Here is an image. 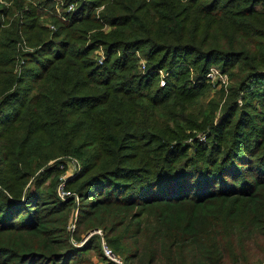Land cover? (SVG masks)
<instances>
[{"label": "trees", "instance_id": "16d2710c", "mask_svg": "<svg viewBox=\"0 0 264 264\" xmlns=\"http://www.w3.org/2000/svg\"><path fill=\"white\" fill-rule=\"evenodd\" d=\"M263 71L264 0H1L0 264H264Z\"/></svg>", "mask_w": 264, "mask_h": 264}, {"label": "built area", "instance_id": "2783aa9c", "mask_svg": "<svg viewBox=\"0 0 264 264\" xmlns=\"http://www.w3.org/2000/svg\"><path fill=\"white\" fill-rule=\"evenodd\" d=\"M74 5H75V3L70 2V3L67 4L66 9L67 10H73L74 9ZM48 26L51 29L54 28L52 24H48ZM134 52H135L136 56L138 57V64L140 66V69L143 70L144 69V66H145L144 60H143L142 56L140 55L139 51L134 50ZM95 54H96V61L98 63H101L102 60H103V58H104V54H103L102 49L100 47L96 48ZM208 69H209V71H207L205 77H207L208 80H210L211 79L210 76L214 72H216V70L214 68H212V67H209ZM216 73H218V71ZM157 75H158V83L160 85H163L164 84V73H163V70L162 69H157ZM198 136L200 138L203 137V135H198ZM69 159H70L69 161H70V163H71L72 166H74L75 164H77L75 158L70 157ZM66 174L67 173L62 172L59 175L60 181L57 184V193L60 196H62V195H64L66 193V191L62 188V183H63V180H64ZM73 226H74V223L73 222H70L69 227L70 228H73ZM91 233H97L99 235L100 247H101L102 254L104 256V259L102 260L103 264H124L122 256L119 253L115 252L108 245V243H106V241L104 240V238L102 236V231H101V229L99 227H94V228L88 230L83 235V237H82V239L80 241H83Z\"/></svg>", "mask_w": 264, "mask_h": 264}, {"label": "rangeland", "instance_id": "374dc122", "mask_svg": "<svg viewBox=\"0 0 264 264\" xmlns=\"http://www.w3.org/2000/svg\"><path fill=\"white\" fill-rule=\"evenodd\" d=\"M210 67L214 68L216 70V72L218 71V73H216V72L213 71L214 73L210 76L211 79L209 81L212 83V85L215 84V82L217 80H220L219 83L215 84V87H213L209 91L210 92V95H211L213 92H215L216 90L219 89V86H220L221 83H225L226 82V75L225 74H219V69L215 65H211ZM207 71H209V69H207ZM237 101L240 102L239 99ZM69 160H70L69 158H66L65 159V161H66L65 164H67V163L68 164H67V166H65V168L63 170L64 173H71L73 167L75 168L76 165H77V164H75L74 166H72ZM254 251H256V250H254ZM90 253H91V257L93 258V264L98 263L97 261H102V259L98 256L97 253H95V252H90ZM263 262H264V260H263Z\"/></svg>", "mask_w": 264, "mask_h": 264}, {"label": "crops", "instance_id": "0c3cea01", "mask_svg": "<svg viewBox=\"0 0 264 264\" xmlns=\"http://www.w3.org/2000/svg\"><path fill=\"white\" fill-rule=\"evenodd\" d=\"M98 263H96V264H103V262L102 261H97Z\"/></svg>", "mask_w": 264, "mask_h": 264}, {"label": "water", "instance_id": "95a60500", "mask_svg": "<svg viewBox=\"0 0 264 264\" xmlns=\"http://www.w3.org/2000/svg\"><path fill=\"white\" fill-rule=\"evenodd\" d=\"M263 73H264V71H263Z\"/></svg>", "mask_w": 264, "mask_h": 264}]
</instances>
